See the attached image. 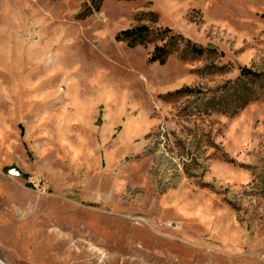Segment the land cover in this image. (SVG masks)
<instances>
[{
	"label": "rangeland",
	"instance_id": "obj_1",
	"mask_svg": "<svg viewBox=\"0 0 264 264\" xmlns=\"http://www.w3.org/2000/svg\"><path fill=\"white\" fill-rule=\"evenodd\" d=\"M0 260L264 264V0H0Z\"/></svg>",
	"mask_w": 264,
	"mask_h": 264
},
{
	"label": "trees",
	"instance_id": "obj_2",
	"mask_svg": "<svg viewBox=\"0 0 264 264\" xmlns=\"http://www.w3.org/2000/svg\"><path fill=\"white\" fill-rule=\"evenodd\" d=\"M100 3L103 0H99ZM98 8L97 3L94 1V5ZM116 40L119 42H126L128 46L135 47L138 45L155 44L154 50L151 54L149 61L151 63L158 62L163 64L173 54L179 53L181 58L185 59L190 56H202L206 52L214 50L211 47H203L193 42L191 39L186 38L182 34L175 33L172 29L159 28L153 29L146 25L135 26L119 32L116 35ZM240 75L242 77H253L261 78L262 74L253 72L248 68H242ZM233 102L235 99L243 100L240 109L246 106L250 101L255 100L249 94L248 91H242L236 95V98H232Z\"/></svg>",
	"mask_w": 264,
	"mask_h": 264
},
{
	"label": "bare ground",
	"instance_id": "obj_3",
	"mask_svg": "<svg viewBox=\"0 0 264 264\" xmlns=\"http://www.w3.org/2000/svg\"><path fill=\"white\" fill-rule=\"evenodd\" d=\"M0 264H5L2 260H0Z\"/></svg>",
	"mask_w": 264,
	"mask_h": 264
},
{
	"label": "crops",
	"instance_id": "obj_4",
	"mask_svg": "<svg viewBox=\"0 0 264 264\" xmlns=\"http://www.w3.org/2000/svg\"><path fill=\"white\" fill-rule=\"evenodd\" d=\"M229 264H235L234 262H230Z\"/></svg>",
	"mask_w": 264,
	"mask_h": 264
}]
</instances>
